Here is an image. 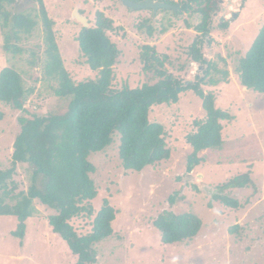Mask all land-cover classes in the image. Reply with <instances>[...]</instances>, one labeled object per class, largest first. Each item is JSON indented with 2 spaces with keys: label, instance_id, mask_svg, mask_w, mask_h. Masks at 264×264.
I'll return each instance as SVG.
<instances>
[{
  "label": "rangeland",
  "instance_id": "1",
  "mask_svg": "<svg viewBox=\"0 0 264 264\" xmlns=\"http://www.w3.org/2000/svg\"><path fill=\"white\" fill-rule=\"evenodd\" d=\"M44 2L54 21L64 67L75 82L98 76V70H92L85 63L86 56L79 48L77 37L84 25L72 16L76 8L87 18V27L96 23L97 11L113 20L116 29L107 33L120 50L111 82L115 89L156 83L159 80L156 68L186 81L194 80L198 73L197 63L187 64L186 51L196 33L187 23L197 25L199 14L169 9L131 10L121 0ZM222 5V11L214 16L215 26L211 30L214 40L203 45L205 57L217 67V71L210 70L209 77L220 82L203 88L215 95L218 108L233 116L222 121L223 144L220 148L202 151L204 161L186 173L187 156L192 152L186 136L195 129L194 120L205 117L201 98L193 91H186L176 103L151 108L150 119L163 124L165 140L171 149L166 161L147 166L142 172L124 170L119 157V133L104 151L91 153L89 160L96 166L92 178L99 190L90 202L94 211L91 216L76 217L73 223L79 233L89 231L104 198L117 210L113 233L95 244L98 254L95 264H264V93L243 87L235 71L239 59L264 24V0H223ZM6 8L29 14L37 24L31 36L23 35L19 41H13L24 47L22 53L16 54L4 48L0 27V71L5 66L16 69L26 86L34 87L35 91L25 105L29 113L0 101V170L11 168L13 144L21 129L19 117H30L33 113L62 114L68 104L67 98L54 94L56 82L44 78V30L38 2L15 0ZM226 20L229 21L227 29L218 26ZM149 25L152 36L147 31ZM162 28L168 29L162 33ZM145 45L155 47L162 64L155 59L148 63L144 60ZM224 70L228 71V82L222 80ZM248 170L252 179L250 186L225 191L238 200L239 208L225 206L212 198L216 185ZM29 171L27 164L17 166L12 176L16 188L10 196L27 192ZM172 195L176 197L173 208L168 205ZM6 202L15 201L8 197ZM34 206L37 212L27 219L22 241L11 235L16 229V217L0 216V264H74L77 257L48 224L46 216L51 211L37 200ZM169 208L177 214L198 215L203 221L199 233L192 239L164 243L152 222ZM236 224L240 225L239 230L231 233L230 227Z\"/></svg>",
  "mask_w": 264,
  "mask_h": 264
},
{
  "label": "trees",
  "instance_id": "2",
  "mask_svg": "<svg viewBox=\"0 0 264 264\" xmlns=\"http://www.w3.org/2000/svg\"><path fill=\"white\" fill-rule=\"evenodd\" d=\"M36 1L44 30V78L56 82L54 94L67 98L68 104L62 114L33 113L30 117H19L21 129L13 144L11 168L0 170V216L16 217V229L11 231V235L22 241L27 219L37 212L34 206L37 200L51 211L46 216L48 224L55 234L67 242L70 251L77 257L74 264H95L98 260L95 244L113 233L112 223L117 217V210L108 198H104L101 208L91 220L89 231L79 233L73 223L76 217L83 214L91 216L94 211L90 202L99 190L92 178L96 166L89 160L91 153L104 151L113 143L115 134L119 133V157L124 170L142 172L147 166L166 161L171 156V149L165 140L163 124L150 119L151 108L154 105L176 103L179 95L186 91H193L201 98L205 111L203 119L194 120L195 129L185 139L192 148L187 156L186 173L189 174L204 161L205 157L200 154L202 151L220 148L223 144L222 121L231 120L233 116L218 108L215 95L203 88L204 85L220 82L209 77L210 70L217 71V67L205 57L203 45L211 44L214 40L211 33L215 26L214 16L222 11L223 0L178 2L180 10L177 12L200 15L197 25L187 23V27L196 32L186 51L187 64L195 62L200 67L194 80L186 81L156 68L159 77L156 83H143L138 87L124 85L120 89H115L111 84L113 69L120 54L118 46L107 33L116 29L113 20L104 17L103 13L97 14V11L96 25L81 27L77 37L79 48L86 56L85 63L92 70H98V76L75 82L64 67L54 21L48 14L46 4L44 0ZM160 1L174 3L172 0ZM14 2L0 0V27L4 34V48L16 54L22 53L24 47L15 42L23 35L31 36L37 22L29 14L14 13L6 8ZM102 15L104 18H100ZM228 22L222 21L218 26L227 29ZM167 29L162 28L161 32ZM147 31L153 35L150 25ZM143 49L142 56L147 63L155 59L162 64L154 46L145 45ZM235 71L242 86L264 93V24L249 49L239 59ZM222 75V80L228 82V71H222ZM34 91V87L26 86L16 69L9 66L1 69L0 101L13 109L29 113L25 105ZM19 164L30 167L28 190L10 196L16 188L12 176ZM251 183L249 170L234 175L215 186L212 198L225 206L239 208L238 200L225 191L245 188ZM8 197L15 202H6ZM175 198L172 195L168 201L172 208ZM209 204L211 206L212 203ZM172 208L163 210L152 222L160 231L161 240L169 244L194 238L203 226L201 218L191 212L177 214ZM239 228L240 225H233L230 232L235 233Z\"/></svg>",
  "mask_w": 264,
  "mask_h": 264
},
{
  "label": "water",
  "instance_id": "3",
  "mask_svg": "<svg viewBox=\"0 0 264 264\" xmlns=\"http://www.w3.org/2000/svg\"><path fill=\"white\" fill-rule=\"evenodd\" d=\"M122 4L132 10H153L156 12L158 9H169L173 11L180 10V4L178 3H167L158 0H141V1H133V0H121ZM74 18L79 20L85 27L88 26V20L86 17L81 15L76 8L72 14Z\"/></svg>",
  "mask_w": 264,
  "mask_h": 264
},
{
  "label": "clouds",
  "instance_id": "4",
  "mask_svg": "<svg viewBox=\"0 0 264 264\" xmlns=\"http://www.w3.org/2000/svg\"><path fill=\"white\" fill-rule=\"evenodd\" d=\"M244 87V86H243ZM246 88V87H245Z\"/></svg>",
  "mask_w": 264,
  "mask_h": 264
}]
</instances>
